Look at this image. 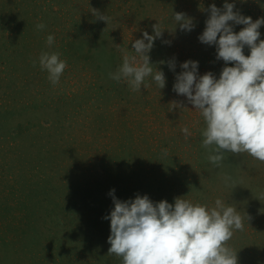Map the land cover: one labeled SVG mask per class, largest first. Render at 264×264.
Listing matches in <instances>:
<instances>
[{
    "label": "rangeland",
    "instance_id": "1",
    "mask_svg": "<svg viewBox=\"0 0 264 264\" xmlns=\"http://www.w3.org/2000/svg\"><path fill=\"white\" fill-rule=\"evenodd\" d=\"M225 3L253 22L264 18V0H0V264H123L108 255L113 189L120 201L147 195L212 208L219 198L244 218L228 241L238 264H264V162L203 147L204 118L173 90L186 61L198 62V77L217 79L235 66L199 40L211 5ZM175 13L193 29L181 30ZM156 24L162 36L148 55L165 87L149 76L134 92L109 74ZM229 24L237 34L245 27ZM259 31L264 40V25ZM42 52L67 62L56 85L40 67ZM213 154L223 155L218 166Z\"/></svg>",
    "mask_w": 264,
    "mask_h": 264
},
{
    "label": "clouds",
    "instance_id": "2",
    "mask_svg": "<svg viewBox=\"0 0 264 264\" xmlns=\"http://www.w3.org/2000/svg\"><path fill=\"white\" fill-rule=\"evenodd\" d=\"M234 7L225 3L221 11L212 4L199 40L216 45L217 59L235 66L224 67L217 79L211 72L198 77V62L186 61L181 64L184 71L177 75L173 90L186 96L204 118L203 147L214 153H248L264 162V40L259 31L264 18L253 22L251 17L234 12ZM93 14L109 22L107 15L95 10ZM174 18L181 30L193 29L192 21L184 13H175ZM230 21L245 27L237 34ZM44 28V24L37 25L39 30ZM154 33L150 36L144 32L143 39L132 43L135 55L125 52L122 66L109 74L113 80H125L135 92L142 85L148 87L145 79L152 76L160 89L165 87L164 73L154 72L148 55L154 40L162 36L159 24L154 25ZM54 42L55 37L48 35L47 45L51 47ZM245 46L251 50L249 56L244 54ZM60 56L59 52H42L39 57L40 67L47 71L53 85L59 83L67 67ZM170 67L175 70V63ZM182 131L187 138L188 128ZM164 154L167 155L166 150ZM207 159L218 166L223 155L213 154ZM229 179L225 177L226 181ZM114 192L115 189L109 193L114 209L104 217L111 222L108 255L121 257L123 264H238L237 252L228 246V241L234 231L244 229V218L221 199L209 208L183 198H176L174 204L167 200L154 203L147 195L120 201Z\"/></svg>",
    "mask_w": 264,
    "mask_h": 264
}]
</instances>
